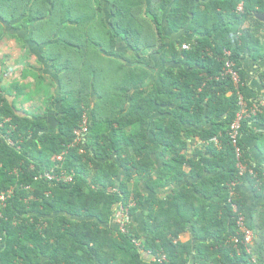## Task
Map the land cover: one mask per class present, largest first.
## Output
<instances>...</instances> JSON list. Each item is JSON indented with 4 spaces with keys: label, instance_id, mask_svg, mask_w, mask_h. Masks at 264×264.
<instances>
[{
    "label": "trees",
    "instance_id": "obj_1",
    "mask_svg": "<svg viewBox=\"0 0 264 264\" xmlns=\"http://www.w3.org/2000/svg\"><path fill=\"white\" fill-rule=\"evenodd\" d=\"M262 13L264 0H0V40L30 37L62 72L57 96L47 86L32 115L16 107L26 86H0V194H10L0 264H156L148 253L165 264H264V132L251 126L264 128V106L240 124L242 173L229 138L248 84L243 60L264 59ZM164 28L185 34L166 44ZM119 42L133 55H116ZM152 54L164 63L158 77ZM94 61L111 81L92 103ZM232 204L252 231L248 246ZM119 205L141 215V230L116 229ZM188 229L194 244L179 240Z\"/></svg>",
    "mask_w": 264,
    "mask_h": 264
},
{
    "label": "crops",
    "instance_id": "obj_2",
    "mask_svg": "<svg viewBox=\"0 0 264 264\" xmlns=\"http://www.w3.org/2000/svg\"><path fill=\"white\" fill-rule=\"evenodd\" d=\"M163 30L165 35H167V39L165 40L166 44L178 39L180 35L185 34V31L179 35H175L169 32L166 28ZM20 38H22V36L19 32L11 31L9 36H5L2 40H0V86H26L23 93L18 96L19 100L16 101V107L31 114L33 108H41L43 105L46 93L45 88L47 86H54L52 88V93L54 97L57 96L59 93L57 88L58 77L60 73L62 74V72H56L53 69L50 60L43 56L45 46L34 44L31 42L30 37H26V39L22 41L23 43H20L18 41ZM115 54H123L125 57L133 55L122 42L118 43ZM101 55L106 57L109 56L104 53ZM4 58H7V63L2 61L5 60ZM113 59L123 63L126 67H129L124 60H120V58L117 57H114ZM151 62L154 66L150 75L151 77H158L164 67L161 56L159 54H152ZM93 66L97 69L96 72H99L96 77L99 78V80L94 79L95 77L89 78L91 86L90 100L92 103L99 98V95H103L104 86L108 87V81H111L108 80V75L106 74L108 72L105 71V69L103 70L101 67H96L95 61ZM243 68L248 74V84L244 87V98L246 101L251 103L263 102L264 86L259 79V75L260 72L264 70V59L257 62L245 59L243 60ZM156 82H158L157 79ZM37 86H41V90ZM94 86H97V88H94ZM32 94L35 95L33 98L31 97ZM29 100H31V102ZM53 112L54 110H51L45 118V122L51 128L56 126L55 115ZM251 126L254 135L264 132V128L258 124H252ZM243 138L252 155L257 160L261 161L262 155L257 147L259 142L249 134L244 135ZM190 182L192 183L191 180ZM127 222L136 224L140 230L142 228V219L140 214H138L135 218H129ZM179 240L182 243L191 241L192 244H194L195 240H193V233L191 229H188L184 234H182L179 237Z\"/></svg>",
    "mask_w": 264,
    "mask_h": 264
},
{
    "label": "built area",
    "instance_id": "obj_3",
    "mask_svg": "<svg viewBox=\"0 0 264 264\" xmlns=\"http://www.w3.org/2000/svg\"><path fill=\"white\" fill-rule=\"evenodd\" d=\"M238 9L239 10L242 9L241 4L239 5ZM182 48L188 49V45H184ZM232 66H233V64L228 61L226 63V70H227L226 72L231 74L234 83L237 84L238 83V74L232 70ZM235 87H237V86H235ZM238 105L240 107V110L236 114L235 120L231 124L230 132H229V138H230L231 144L234 148V153H235V157L237 160V168L240 170V173H242L245 171V166L240 161L242 152H241V148L238 145L240 124H241L243 119L248 118V117L253 116V115H256V113L259 111V108L264 106V101L253 103L252 106L250 108H248V106H247L248 104L245 102L243 95H241L238 92ZM87 123H88V119L84 115L83 119H82V125L80 127V130L76 132L77 138H76L75 142H79L80 140H82L83 136L87 133V131H88ZM0 126H2V125H0ZM8 142L10 145H14V143L10 139ZM61 159H62L61 156L57 157L58 161H60ZM250 174H252V172ZM52 177L53 176H51V175H47L48 179H51ZM231 195H233V192H231ZM9 196H10L9 193L8 194L1 193L0 194V203L4 202L6 200V198H9ZM232 210L237 215L236 225H237V229H238V233H239L238 237L241 236V243L245 246H248V244H250L252 242V239H253L252 231L249 228H247L245 216L242 212H238L236 205L232 204ZM128 219L129 218H128L127 208H124L121 205H119L114 211L113 222H114V225L116 226V229H118L121 233H124V234L126 233V224L128 223L127 222ZM231 240L236 244V243H238V241L240 239L234 236V237H232ZM145 256H146L145 259L147 262H152V263H156V264H165L167 262L164 254L151 255L150 253H148Z\"/></svg>",
    "mask_w": 264,
    "mask_h": 264
},
{
    "label": "water",
    "instance_id": "obj_4",
    "mask_svg": "<svg viewBox=\"0 0 264 264\" xmlns=\"http://www.w3.org/2000/svg\"><path fill=\"white\" fill-rule=\"evenodd\" d=\"M255 18L264 24V13L255 15Z\"/></svg>",
    "mask_w": 264,
    "mask_h": 264
},
{
    "label": "rangeland",
    "instance_id": "obj_5",
    "mask_svg": "<svg viewBox=\"0 0 264 264\" xmlns=\"http://www.w3.org/2000/svg\"><path fill=\"white\" fill-rule=\"evenodd\" d=\"M17 47V46H16ZM2 50V48H1ZM24 50V49H23ZM5 60H2L4 63H7V58H4ZM40 98V97H39ZM19 100V99H18Z\"/></svg>",
    "mask_w": 264,
    "mask_h": 264
},
{
    "label": "clouds",
    "instance_id": "obj_6",
    "mask_svg": "<svg viewBox=\"0 0 264 264\" xmlns=\"http://www.w3.org/2000/svg\"><path fill=\"white\" fill-rule=\"evenodd\" d=\"M241 95H242V94H241ZM243 98H244V95H243ZM244 100H245V102H247L245 98H244ZM128 218H129V216H128ZM128 220H129V219H128Z\"/></svg>",
    "mask_w": 264,
    "mask_h": 264
}]
</instances>
